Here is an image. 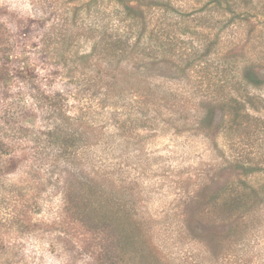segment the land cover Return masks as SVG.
I'll return each mask as SVG.
<instances>
[{"label":"rangeland","instance_id":"obj_1","mask_svg":"<svg viewBox=\"0 0 264 264\" xmlns=\"http://www.w3.org/2000/svg\"><path fill=\"white\" fill-rule=\"evenodd\" d=\"M161 1L134 21L117 0H0L15 75L0 109L26 107L24 124L44 129L37 91L61 94L81 167L144 222L169 264H264V197L250 213L224 202L239 181L264 182V81L243 80L246 69L264 80V0ZM8 159L3 172L17 180L26 158ZM236 163L256 171L236 176ZM210 188L220 198L206 206ZM47 199L36 219L52 216L58 194ZM3 224L0 264H91L75 236L21 237Z\"/></svg>","mask_w":264,"mask_h":264},{"label":"trees","instance_id":"obj_2","mask_svg":"<svg viewBox=\"0 0 264 264\" xmlns=\"http://www.w3.org/2000/svg\"><path fill=\"white\" fill-rule=\"evenodd\" d=\"M244 1L245 5L251 3V0ZM117 2L127 18L134 21L141 18V8L162 4L161 0ZM168 5L164 3L161 6ZM12 41L8 27L0 18V100L3 102L8 97V93L4 92L15 76L9 67L14 52ZM243 80L253 86H259L264 81L251 69L244 70ZM60 100L65 101L59 93L49 96L37 91L33 108L39 118L50 120L44 129L24 124L25 116L29 114L26 107L6 104L4 109H0V206L10 212L6 218L0 217V223L15 224V230L22 234L21 237L47 227L75 236L81 241L79 248L90 258L91 264H169L148 235L144 222L126 211L125 205L120 206L111 191L103 188L81 167V133L78 128H73L72 117ZM233 110L234 119L238 117V111ZM200 120L204 124L210 123L213 120L212 110L208 109ZM6 157L8 161L26 158L17 167V180L3 172ZM232 168L236 176H247L256 171L250 165L240 163L232 165ZM239 182L242 188L235 195H229L224 200L225 205L233 214L250 213L258 198L264 197V182L256 186ZM53 192L58 194V202L52 216L44 221L36 219L35 216L50 202L51 198H47ZM219 193L220 188H210L205 205L217 203ZM2 227L0 253L7 248L3 239L12 229L4 224ZM99 245L104 251H100Z\"/></svg>","mask_w":264,"mask_h":264}]
</instances>
